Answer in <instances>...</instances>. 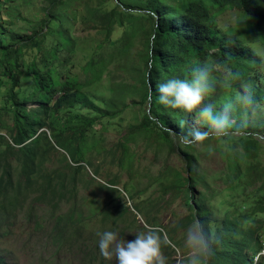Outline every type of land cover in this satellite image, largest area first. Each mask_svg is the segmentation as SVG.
Listing matches in <instances>:
<instances>
[{"label":"trees","instance_id":"obj_1","mask_svg":"<svg viewBox=\"0 0 264 264\" xmlns=\"http://www.w3.org/2000/svg\"><path fill=\"white\" fill-rule=\"evenodd\" d=\"M43 1L51 4V17L65 4L115 5L111 10L99 7L89 11L88 24L103 34L104 39L82 66L84 79L67 70L70 61L68 55L74 52L76 43L63 27L56 32V45L47 51L42 48L45 37L31 38L30 44L36 49V54L29 59H24L25 46L0 44V68L3 70L2 77L6 79L5 83L0 78V86L5 91L10 84L5 99L13 109L11 126L0 120V229L10 215L22 210L29 200L48 204L57 201L58 197H67L66 191L76 192V178L67 186L65 171L63 174L44 166L49 149L53 148L52 141L78 164L79 159H86L97 147V142L89 136L90 127L103 119L120 117L127 106L129 93L149 104L144 120L155 123L166 142L186 133L188 127L182 126L184 121L191 126L194 117L199 119V109L189 114L158 104L157 86L172 78H188L189 67L197 63L229 67L241 74V82L251 84L256 111L246 116L244 113L248 110L237 105L234 117L242 128L235 131L237 136L230 135L223 140L231 148L226 156L231 181L237 185V181L241 183L245 180L248 183L253 179L251 172L254 166L248 147H252L254 135L264 137V115L259 113L260 108L264 109V0ZM233 9L238 11L237 24L223 26L220 33L216 16ZM116 27H123L124 33L113 40ZM137 37H141L144 44L143 64H135L132 76L134 84H130L132 80L118 83L110 67L115 64L120 69ZM258 45L262 49L260 54L253 49ZM212 49L219 54L217 60H214L216 54L211 53ZM24 69L28 72L27 76ZM28 76L34 82L32 90L19 98L22 82ZM214 76L219 80L221 72H215ZM104 78H108L112 96L101 100L92 95L91 89ZM241 82L233 84L230 89L217 84L215 92L205 98V103L219 108L233 101ZM132 103L138 101L133 99ZM143 125L148 128L146 123ZM1 126L8 127L12 143L7 141V133L2 131ZM166 128L172 131H166ZM238 143L244 147L242 152L236 150ZM120 146L125 151L123 160L132 165L134 155L128 152V142H122ZM192 146L186 145L185 148L192 149ZM181 153L185 157L187 176L176 171L172 188L183 192L190 219L206 221L219 236L220 243L215 247L210 264H264L260 255L264 251L262 236L255 238L254 228L248 226V214L242 210V205L232 201L223 204V217L218 222L208 197H196L192 193L193 186L202 180L197 173L195 157L188 152ZM246 163L247 166H244ZM68 167L74 170V176L82 173V165ZM232 186L228 185L227 188L233 189ZM67 219L66 216H59V225ZM257 255L258 260L255 259ZM0 264H7L1 256Z\"/></svg>","mask_w":264,"mask_h":264},{"label":"rangeland","instance_id":"obj_2","mask_svg":"<svg viewBox=\"0 0 264 264\" xmlns=\"http://www.w3.org/2000/svg\"><path fill=\"white\" fill-rule=\"evenodd\" d=\"M114 5L65 4L51 17V4L43 0H0V44L25 46L24 59H29L36 54L31 38L45 37L42 48L47 51L56 45V32L63 27L76 43L74 52L68 55L67 70L84 79L82 66L104 39L103 34L88 24L89 11L99 7L111 10ZM238 20L237 9L226 10L216 16L217 28L221 33L223 26H234ZM123 33V27H116L112 39H119ZM143 46L141 37H137L120 69L115 64L110 67L118 83L132 80L135 64H143ZM253 49L258 54L262 50L259 45ZM211 53L216 54L214 60L219 58L216 49ZM2 72L0 68L1 79ZM24 73L28 74L26 69ZM3 81L6 83V79ZM22 83L19 98L28 95L34 85L29 76ZM109 86L108 78H104L91 89L92 95L101 100L112 96ZM9 87L10 84L7 90ZM7 90L0 86V120L9 127L13 124V109L5 99ZM133 95L129 93L126 97L127 106L120 117L103 119L90 127L89 136L97 142V147L86 159H79L78 164L52 141L53 148L49 149L44 166L63 174L65 171L67 186L76 178V192L66 191L67 197H58L48 204L29 200L22 210L10 215L0 229V256L7 264H116L115 257L106 259L101 255L98 233L112 231L131 241L135 234L145 231V224L164 229L177 248H182L185 230L192 222L183 192L172 188L176 171L187 176L182 151L193 154L197 173L202 178L193 186L192 193L196 197H208L218 222L223 217V204L232 201L242 205L248 214V226L254 228L255 238L262 236L264 246V137L254 135L252 147H248L254 166L253 179L248 183L237 181L236 185L228 169L229 143L209 139L203 145H191L192 149H188L180 138L172 137L171 142H166L155 123L144 120L149 104ZM133 99L138 103H132ZM259 113L264 115V109L260 108ZM196 121L198 117L192 123ZM8 127L2 131L8 134ZM7 134V141L12 143ZM122 142H128V152L134 155L132 165L123 160ZM236 150H244L241 143ZM78 165H82V173L74 176V170L68 166ZM113 183L117 185H110ZM232 184L233 189L227 188ZM61 215L68 219L59 225ZM163 251L168 257L167 264H175L176 250L164 248ZM260 255L264 262V251ZM255 259L258 260V255Z\"/></svg>","mask_w":264,"mask_h":264},{"label":"clouds","instance_id":"obj_3","mask_svg":"<svg viewBox=\"0 0 264 264\" xmlns=\"http://www.w3.org/2000/svg\"><path fill=\"white\" fill-rule=\"evenodd\" d=\"M217 71L221 72L219 80L214 76ZM241 81V74L229 67L193 64L188 69V78H172L157 86V103L189 114L199 109L198 121L191 126L184 121L182 126H187L188 130L179 134L181 143L203 145L212 138L223 140L242 128V124H237L234 117L237 105L248 110L244 113L246 116L256 111L251 84ZM237 82L241 83L233 101L219 108L212 103H205V98L215 92L217 84L230 89ZM144 228L145 231L135 234V239L131 241L124 240L112 231L98 233L101 255L106 259L115 257L116 264H167L168 257L163 249L172 248L177 252L175 264H210L215 247L220 243L217 233L199 218L186 228L182 248H177L164 229L149 224H145Z\"/></svg>","mask_w":264,"mask_h":264}]
</instances>
